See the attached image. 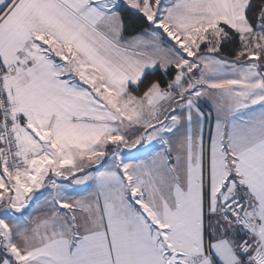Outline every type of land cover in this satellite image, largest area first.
<instances>
[{
    "label": "snow or ice",
    "instance_id": "1",
    "mask_svg": "<svg viewBox=\"0 0 264 264\" xmlns=\"http://www.w3.org/2000/svg\"><path fill=\"white\" fill-rule=\"evenodd\" d=\"M0 264H264V0H0Z\"/></svg>",
    "mask_w": 264,
    "mask_h": 264
},
{
    "label": "trees",
    "instance_id": "2",
    "mask_svg": "<svg viewBox=\"0 0 264 264\" xmlns=\"http://www.w3.org/2000/svg\"><path fill=\"white\" fill-rule=\"evenodd\" d=\"M139 23H140L139 21H130V23H129V31H132L133 30V25H135L136 27H138L139 26ZM157 78H159V74H157V76H155V77L150 76L148 78V80L150 81V80L157 79Z\"/></svg>",
    "mask_w": 264,
    "mask_h": 264
}]
</instances>
